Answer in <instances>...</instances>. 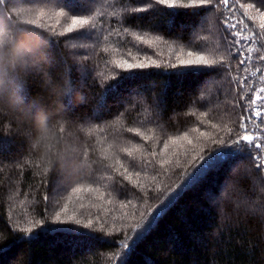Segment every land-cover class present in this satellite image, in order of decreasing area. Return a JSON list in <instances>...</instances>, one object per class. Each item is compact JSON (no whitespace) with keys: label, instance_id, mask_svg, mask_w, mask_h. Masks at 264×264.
Instances as JSON below:
<instances>
[{"label":"trees","instance_id":"1","mask_svg":"<svg viewBox=\"0 0 264 264\" xmlns=\"http://www.w3.org/2000/svg\"><path fill=\"white\" fill-rule=\"evenodd\" d=\"M64 2L0 5L38 53L0 93V264H264V149L233 143L264 140V7L71 0L94 30L69 39ZM195 49L223 63L171 75Z\"/></svg>","mask_w":264,"mask_h":264},{"label":"snow or ice","instance_id":"2","mask_svg":"<svg viewBox=\"0 0 264 264\" xmlns=\"http://www.w3.org/2000/svg\"><path fill=\"white\" fill-rule=\"evenodd\" d=\"M220 3L227 5L228 0H219ZM259 7H264V0H257ZM6 0H0V5H4ZM144 3L148 4V9L143 7H137L134 11H146L152 9L153 0H144ZM155 5H166L168 9L172 10L171 15H176V0H154ZM213 4V0H199V5L196 6H211ZM71 5V0H65L63 7L67 10L68 13L71 14V23L64 28V31L60 33L61 36H65V34H74L69 35L67 38L69 39H79V38H88L91 35V32L94 30V26L90 25L89 19L81 18L82 15H86L87 13H77L75 12ZM183 7H189V5H183ZM196 14V13H193ZM59 15H64V13H59ZM26 26H35L36 21L34 20H25L22 22ZM85 26H88L86 30ZM234 27V26H233ZM261 29H264V23L260 25ZM27 27H17L15 29V37L13 38L8 33H4L0 36V93L7 92L9 90V77L12 74V70L17 68L22 63H26L31 60L33 56L38 55V53L33 49V47L28 42H21V34L25 31H28ZM137 40L141 39L139 36L136 38ZM143 55H147V53H142ZM189 57H193L192 59L181 60L179 65H173V69L175 71L171 72V75H187L189 73L198 74L201 72H215L217 71V65L222 64V61H217L214 59H208L205 55L200 54L199 49L191 50L188 52ZM260 61H264V56H258ZM245 61L243 59L240 60V64H243ZM117 67H120L117 65ZM147 65L138 64L132 65L129 64L128 68H144ZM227 71V69H225ZM131 73L128 76L120 75L117 77L118 80H123L127 78H131ZM255 75V73H253ZM264 78V77H262ZM108 88L115 90L118 87V84H109ZM261 94H264V88L259 89ZM262 99L261 95H257L254 99L251 100V104L255 105L257 101ZM245 113L247 114V120H251L253 117L261 118L262 112L256 109L245 108ZM241 128H246V119L245 116L241 117ZM260 126H264V119H260ZM61 132L65 130V128L60 129ZM128 132L134 133V135H140L139 132L135 131L132 128L127 129ZM145 141L148 139L147 137H143ZM227 146V141L224 142ZM237 145V149L239 151H247L249 155H252L253 150H261L264 149V140H261L259 136H255L252 134H243L239 136L235 141H233ZM126 155L128 157H132V151H127ZM64 163H68V158H62ZM210 159V158H209ZM252 159L255 164V168L258 172L264 171V153L257 151ZM207 162V160L205 161ZM143 163V162H141ZM135 164H131V167H135ZM126 172H129V169H125ZM129 175L131 173L129 172ZM127 178V177H126ZM78 190V189H77ZM47 199V197H46ZM135 241H133L134 243Z\"/></svg>","mask_w":264,"mask_h":264},{"label":"rangeland","instance_id":"3","mask_svg":"<svg viewBox=\"0 0 264 264\" xmlns=\"http://www.w3.org/2000/svg\"><path fill=\"white\" fill-rule=\"evenodd\" d=\"M249 37H250V34L247 36V40H248V42H249V40H250ZM248 42H246V43H248ZM251 44H252V43H251ZM247 47H250V46L247 45ZM248 49H249V48H248ZM251 49H252V47H251ZM259 93H260V92H259ZM260 94H261V93H260ZM263 104H264V103H263ZM258 110H259V109H258ZM260 111L263 113V110H262V109H261Z\"/></svg>","mask_w":264,"mask_h":264}]
</instances>
